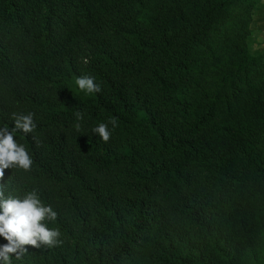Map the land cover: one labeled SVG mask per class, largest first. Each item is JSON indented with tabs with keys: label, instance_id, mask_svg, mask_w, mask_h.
I'll return each mask as SVG.
<instances>
[{
	"label": "trees",
	"instance_id": "obj_1",
	"mask_svg": "<svg viewBox=\"0 0 264 264\" xmlns=\"http://www.w3.org/2000/svg\"><path fill=\"white\" fill-rule=\"evenodd\" d=\"M261 1L0 0V127L36 124L0 183L62 240L12 264H264Z\"/></svg>",
	"mask_w": 264,
	"mask_h": 264
},
{
	"label": "clouds",
	"instance_id": "obj_2",
	"mask_svg": "<svg viewBox=\"0 0 264 264\" xmlns=\"http://www.w3.org/2000/svg\"><path fill=\"white\" fill-rule=\"evenodd\" d=\"M76 84L81 91L100 93L101 86L91 76H80ZM33 113L27 115L13 114L14 127H0V181H3L5 169L31 170L33 160L23 144L17 142L14 131L24 134L34 132L36 124ZM77 118H82L76 113ZM108 123L117 127L116 119L110 118ZM108 123H100L92 129L104 142H108L111 132ZM79 125H77V128ZM7 182L0 183V237L7 243L0 245V264H12L13 257L21 260L28 253L26 245L35 249L41 246L49 248L62 243L58 228H49L47 222L57 220L58 213L51 205H45L36 190L26 193L23 197L6 195Z\"/></svg>",
	"mask_w": 264,
	"mask_h": 264
},
{
	"label": "rangeland",
	"instance_id": "obj_3",
	"mask_svg": "<svg viewBox=\"0 0 264 264\" xmlns=\"http://www.w3.org/2000/svg\"><path fill=\"white\" fill-rule=\"evenodd\" d=\"M258 6V11L253 16L248 46L252 55L264 57V0L258 3Z\"/></svg>",
	"mask_w": 264,
	"mask_h": 264
}]
</instances>
